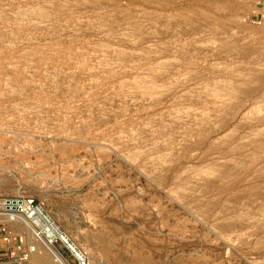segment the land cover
Masks as SVG:
<instances>
[{
	"label": "rangeland",
	"instance_id": "1",
	"mask_svg": "<svg viewBox=\"0 0 264 264\" xmlns=\"http://www.w3.org/2000/svg\"><path fill=\"white\" fill-rule=\"evenodd\" d=\"M256 2L0 0V198L86 257L31 264H264Z\"/></svg>",
	"mask_w": 264,
	"mask_h": 264
},
{
	"label": "built area",
	"instance_id": "2",
	"mask_svg": "<svg viewBox=\"0 0 264 264\" xmlns=\"http://www.w3.org/2000/svg\"><path fill=\"white\" fill-rule=\"evenodd\" d=\"M264 0H257L260 5ZM245 21L264 24V16L256 11L248 12ZM0 213L18 214L53 243L57 239L59 227L55 220L42 208V206L23 195L4 196L0 198ZM36 246L23 235L12 230L7 224L0 222V264H29Z\"/></svg>",
	"mask_w": 264,
	"mask_h": 264
},
{
	"label": "bare ground",
	"instance_id": "3",
	"mask_svg": "<svg viewBox=\"0 0 264 264\" xmlns=\"http://www.w3.org/2000/svg\"><path fill=\"white\" fill-rule=\"evenodd\" d=\"M209 168V167H208ZM217 169V168H216ZM207 170V169H206ZM204 171V170H203ZM205 172V171H204ZM199 173V172H198ZM218 173V172H217ZM200 174H201V172H200ZM202 174H204V173H202ZM204 176V175H203ZM207 176V175H206ZM21 216V215H20ZM22 217V216H21ZM22 219L23 220H21V219H16V218H14V217H12V216H3V215H0V222H3V223H6V224H8V225H10L11 227H12V229H14L17 233H20V234H24V233H26L27 231H29L31 234H33L34 235V230H36V232L38 233V235L39 236H41L42 237V235L39 233V231L37 230V229H35L31 224H30V222L29 221H27L25 218H23L22 217ZM28 223H26V222ZM26 226V228H28L27 229V231H26V229L24 230V228L23 227H25ZM34 230H33V229ZM28 233V232H27ZM43 239H44V237H42ZM46 242H47V244H49L50 246H51V244L52 243H50V240H46V239H44ZM57 240H60L61 242H63L64 243V246H66L69 250H70V252H71V254L79 261V263H84V261H85V259H86V257H85V255L70 241V239L68 238V236L66 235V234H64L63 232H61L60 231V229H59V231H58V233H57ZM28 241H31V240H28ZM66 241V242H65ZM32 242V241H31ZM67 243H69L70 244V246L74 249V250H71L69 247H68V244ZM35 246H36V244H35ZM38 246V245H37ZM36 255H40V258H42V259H46V260H49L48 259V257L50 256V254L48 253V251L47 252H41V253H38V254H36V252L34 253V254H32V256H31V258H30V261H29V264H31V260L32 261H34V260H36L37 258H38V256H36ZM37 257V258H36ZM57 257L55 256V260L52 258V260H53V262H55L56 264H60V262L59 261H57ZM59 260V259H58ZM43 261V260H42ZM46 262V261H45ZM44 263V262H43ZM46 264V263H45ZM62 264V263H61Z\"/></svg>",
	"mask_w": 264,
	"mask_h": 264
},
{
	"label": "water",
	"instance_id": "4",
	"mask_svg": "<svg viewBox=\"0 0 264 264\" xmlns=\"http://www.w3.org/2000/svg\"><path fill=\"white\" fill-rule=\"evenodd\" d=\"M66 242V241H65ZM68 244V247L71 249V250H74L71 246H70V244L69 243H67ZM51 258H53L54 259V257H52L51 256ZM55 260V259H54Z\"/></svg>",
	"mask_w": 264,
	"mask_h": 264
}]
</instances>
